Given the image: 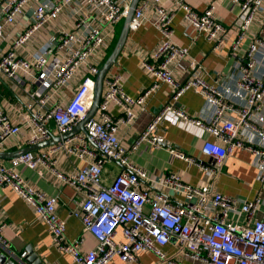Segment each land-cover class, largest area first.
<instances>
[{"label":"built area","instance_id":"built-area-1","mask_svg":"<svg viewBox=\"0 0 264 264\" xmlns=\"http://www.w3.org/2000/svg\"><path fill=\"white\" fill-rule=\"evenodd\" d=\"M132 1L0 0V84H8L19 99L18 104L5 105L6 96L0 94V152L13 140H18L21 150L19 136L23 132H27L26 144L36 146L63 137L85 120L94 101L95 79ZM163 1L141 0L131 23V30L153 24L162 35L157 51L142 60L143 69L156 82L134 98L124 92L121 75L109 71L99 108L85 124L84 132L48 149L12 158L9 166L0 164V187L12 189L35 211L47 225L56 248L75 264H110L114 259L132 264L142 253L153 254L155 264H183L164 251L170 244L184 258L205 264H264L263 195L241 202L215 190L212 182L225 160L236 149H245L254 156L257 180L264 193V128L262 122H254L264 105V73L255 75L258 57L264 59V41L256 39L249 47L235 89L208 84L196 64L189 79L181 83L175 79L174 70L188 49L174 41L177 8L183 9L186 26L214 42L216 48L225 43L228 31L217 20L214 4L198 12L183 0L176 1L175 9H166ZM240 4L237 19L241 27L232 43L233 51L241 46L255 15L264 11V0H243ZM150 14L155 15L154 20ZM64 15L69 28L58 23ZM160 83L172 89L170 102L138 141L126 148L118 137L120 127L134 122L135 107L146 109V101ZM192 89L205 99L208 120L175 107ZM111 106H117L123 115L115 117ZM166 113L215 138L201 147L204 156L215 160L214 166L175 152L177 158L210 174V183L190 185L174 172L152 179L131 162L130 150L135 151L140 144L148 142L159 148L164 143L156 130ZM57 151L84 165L75 172L60 173L54 157ZM112 162L122 170L107 184L105 167ZM21 166L41 176L53 173L80 193L82 199L73 215L81 218L84 232L96 239L95 248L84 250L82 239L68 240L57 199L29 185L18 172ZM8 225L0 218V249L5 251L10 248L5 237ZM118 232L123 242L117 240ZM26 255L24 252L21 257Z\"/></svg>","mask_w":264,"mask_h":264},{"label":"crops","instance_id":"crops-1","mask_svg":"<svg viewBox=\"0 0 264 264\" xmlns=\"http://www.w3.org/2000/svg\"><path fill=\"white\" fill-rule=\"evenodd\" d=\"M177 0H164L163 7L175 9ZM188 6L198 12H204L211 4L215 5V14L219 22L227 29L225 43L219 48L208 40L204 35L197 34L193 28L187 27L184 20V11L177 8L173 21L174 41L183 48L188 49V54L180 61L174 70V77L183 83L193 73V64H196L201 72V77L210 85L227 86L232 89L237 87V80L240 76V66L246 60V53L256 39L264 41V11L258 12L247 31L245 38L237 51L232 50V43L235 41L241 27L238 15L241 12V1L233 0H183ZM154 20L155 15L150 14ZM66 15L59 21L65 23ZM56 24V23H55ZM70 26V25H69ZM68 26L66 25V28ZM69 28V27H68ZM162 41V35L153 24L146 23L136 30H131L127 42L119 55L116 64L111 68V73H119L124 92L137 98L144 90L150 88L156 80L147 74L142 67V60L154 54ZM42 41L37 42L38 44ZM113 45V44H112ZM110 49V48H109ZM108 53V52H107ZM108 58V57H107ZM256 76L264 73V59L258 57ZM75 86H72L75 89ZM9 85L0 84V94L6 96L5 105L10 103L18 104L19 99L14 96L8 88ZM172 89L165 83H160L146 101V109L134 108L136 118L130 125H122L118 131V137L126 148H131L145 131L148 125L160 113V111L171 100ZM264 104V103H263ZM175 107L182 110L189 116L201 117L208 120L210 111L202 95L195 90L184 93L175 103ZM115 117H119V108L111 106ZM262 118V119H261ZM254 122H262L264 128V105L256 113ZM156 134L162 137L164 143L156 148L151 143H143L135 151L129 153L130 160L136 166L146 170L152 179H161L168 172H174L181 176L182 180L190 185L200 186L212 181L211 175L203 171L199 166L188 163L175 156V152L191 156L205 165L214 166L213 158L204 156L201 147L205 141H215L200 127L185 122L172 113H166L159 124ZM27 132L19 136L23 147L26 144ZM18 140H13L2 150L8 154L0 158V164L10 165V154L19 151ZM47 148H41L42 151ZM57 159V170L64 174L75 172L80 169L84 162L75 157L65 156L63 152L54 153ZM254 156L245 149H236L229 156L216 179L212 182L215 190L220 193L234 197L241 202L250 201L259 194L263 195L262 213L264 218V193L260 191V184L257 180L258 170L253 164ZM122 167L115 162L107 163L105 167V179L110 184L121 172ZM19 174L24 180L38 191L58 201V214L66 223V236L69 241L82 239L84 250H91L96 247V239L83 230L80 217L73 215L82 199L80 193L73 187L65 184L53 173H44L42 176L27 166L18 168ZM155 192V191H154ZM170 195V193L168 194ZM174 198V197H173ZM176 199V198H174ZM83 214L82 212H80ZM80 214V215H81ZM0 218L9 223L5 231V237L10 242L9 251L2 250L8 256V262L15 264H75L70 256L60 252L53 241L47 225L40 220L35 211L12 189L0 187ZM117 240L123 242L121 232L117 234ZM168 256L174 257L183 264H205L184 258L174 244L164 248ZM25 257H21L23 253ZM156 257L151 253L140 254L138 261L132 264H155ZM11 264V263H8ZM110 264H123L119 259H114Z\"/></svg>","mask_w":264,"mask_h":264},{"label":"water","instance_id":"water-1","mask_svg":"<svg viewBox=\"0 0 264 264\" xmlns=\"http://www.w3.org/2000/svg\"><path fill=\"white\" fill-rule=\"evenodd\" d=\"M140 1L141 0H133L132 1L130 8L127 12V15L123 20V24H122L121 31H120L119 37L117 39V42H116L111 54L106 59L105 63L103 64V66L101 67V69L99 71V74L97 75V77L95 79L94 101H93L92 107H91L87 117L85 118V120L83 122H81L72 132L64 135L63 137H55V138L51 139L50 141L43 142V143H40L36 146H31V147L16 151V152L10 154V156H8L10 159L15 158V157L20 156V155H23L27 152H33V151H37L41 148H47L51 145H54V144L60 142L62 139H67L70 136L75 135L79 132H84L85 124L96 114V112L99 108L101 98H102V94H103L104 80H105L107 74L109 73V71L111 70V68L116 64L117 59H118L119 55L121 54V52H122V50H123V48L127 42L129 33L131 31V23L133 20L134 11L137 8ZM7 155L8 154L0 152V158H4ZM8 260H9L8 256L5 253H3V251L0 249V264H8V263L15 264L13 261L8 262Z\"/></svg>","mask_w":264,"mask_h":264},{"label":"trees","instance_id":"trees-1","mask_svg":"<svg viewBox=\"0 0 264 264\" xmlns=\"http://www.w3.org/2000/svg\"><path fill=\"white\" fill-rule=\"evenodd\" d=\"M122 24H123V20L117 25V28H116V38L113 42V45L110 47V49L108 50V56L111 54L116 42H117V39L119 37V34H120V31H121V27H122Z\"/></svg>","mask_w":264,"mask_h":264},{"label":"rangeland","instance_id":"rangeland-1","mask_svg":"<svg viewBox=\"0 0 264 264\" xmlns=\"http://www.w3.org/2000/svg\"><path fill=\"white\" fill-rule=\"evenodd\" d=\"M13 89H14V88H13ZM18 95H19V96H21V93H20V92H18Z\"/></svg>","mask_w":264,"mask_h":264}]
</instances>
